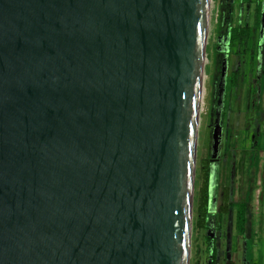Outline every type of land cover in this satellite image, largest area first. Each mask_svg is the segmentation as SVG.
<instances>
[{
	"label": "water",
	"instance_id": "obj_1",
	"mask_svg": "<svg viewBox=\"0 0 264 264\" xmlns=\"http://www.w3.org/2000/svg\"><path fill=\"white\" fill-rule=\"evenodd\" d=\"M207 0H0V264H188Z\"/></svg>",
	"mask_w": 264,
	"mask_h": 264
},
{
	"label": "rangeland",
	"instance_id": "obj_2",
	"mask_svg": "<svg viewBox=\"0 0 264 264\" xmlns=\"http://www.w3.org/2000/svg\"><path fill=\"white\" fill-rule=\"evenodd\" d=\"M203 48L188 264H264V0H207ZM240 174L241 232L225 192Z\"/></svg>",
	"mask_w": 264,
	"mask_h": 264
},
{
	"label": "crops",
	"instance_id": "obj_3",
	"mask_svg": "<svg viewBox=\"0 0 264 264\" xmlns=\"http://www.w3.org/2000/svg\"><path fill=\"white\" fill-rule=\"evenodd\" d=\"M238 178V179H237ZM258 179V177H257ZM235 181H233V186L232 185H226L225 187V192L228 194V203L229 204H238L244 200H242L241 195L245 192V187H246V181L247 177L246 175H238L236 176ZM256 184H258V181L256 180ZM230 195V196H229ZM246 202V201H245ZM235 209V206H234ZM233 209V210H234Z\"/></svg>",
	"mask_w": 264,
	"mask_h": 264
},
{
	"label": "bare ground",
	"instance_id": "obj_4",
	"mask_svg": "<svg viewBox=\"0 0 264 264\" xmlns=\"http://www.w3.org/2000/svg\"><path fill=\"white\" fill-rule=\"evenodd\" d=\"M203 49L202 48V55H201V65H200V77H199V88H200V80H201V83H203V68H204V55L205 53H203ZM201 90V89H200ZM199 89H198V95H199ZM200 97V95H199ZM198 102V101H197ZM200 102V101H199ZM198 108V107H197ZM198 111V109H197ZM197 114L198 112H196V123L198 124L197 122ZM195 135H196V124H195ZM194 143H195V136H194ZM193 155H194V149H193ZM192 183H193V162H192V173H191V182H190V211H189V220H188V241H189V231H190V214H191V207H192ZM189 245V244H188ZM189 256V254H188ZM189 258V257H188Z\"/></svg>",
	"mask_w": 264,
	"mask_h": 264
},
{
	"label": "trees",
	"instance_id": "obj_5",
	"mask_svg": "<svg viewBox=\"0 0 264 264\" xmlns=\"http://www.w3.org/2000/svg\"><path fill=\"white\" fill-rule=\"evenodd\" d=\"M234 75H232V78H233ZM246 203H240L238 204V213H237V222H236V228H238L239 232H241V225L243 223V213H244V210L246 208ZM212 259L213 261L215 260V253H212Z\"/></svg>",
	"mask_w": 264,
	"mask_h": 264
}]
</instances>
